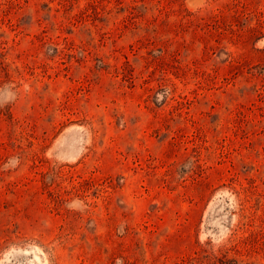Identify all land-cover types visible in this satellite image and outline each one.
Listing matches in <instances>:
<instances>
[{
	"label": "rangeland",
	"instance_id": "obj_1",
	"mask_svg": "<svg viewBox=\"0 0 264 264\" xmlns=\"http://www.w3.org/2000/svg\"><path fill=\"white\" fill-rule=\"evenodd\" d=\"M0 264H264V0H0Z\"/></svg>",
	"mask_w": 264,
	"mask_h": 264
}]
</instances>
